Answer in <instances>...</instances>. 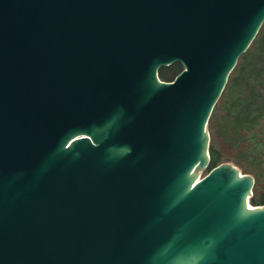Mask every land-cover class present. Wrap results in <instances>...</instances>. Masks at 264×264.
I'll return each mask as SVG.
<instances>
[{
    "label": "water",
    "instance_id": "1",
    "mask_svg": "<svg viewBox=\"0 0 264 264\" xmlns=\"http://www.w3.org/2000/svg\"><path fill=\"white\" fill-rule=\"evenodd\" d=\"M263 22L264 0H0V264H264L254 178L200 177Z\"/></svg>",
    "mask_w": 264,
    "mask_h": 264
},
{
    "label": "trees",
    "instance_id": "2",
    "mask_svg": "<svg viewBox=\"0 0 264 264\" xmlns=\"http://www.w3.org/2000/svg\"><path fill=\"white\" fill-rule=\"evenodd\" d=\"M179 62L158 70L171 81L182 70ZM210 162L202 172L231 163L254 178L251 206L264 205V22L230 72L207 122Z\"/></svg>",
    "mask_w": 264,
    "mask_h": 264
},
{
    "label": "rangeland",
    "instance_id": "3",
    "mask_svg": "<svg viewBox=\"0 0 264 264\" xmlns=\"http://www.w3.org/2000/svg\"><path fill=\"white\" fill-rule=\"evenodd\" d=\"M202 176V173H200V177Z\"/></svg>",
    "mask_w": 264,
    "mask_h": 264
}]
</instances>
